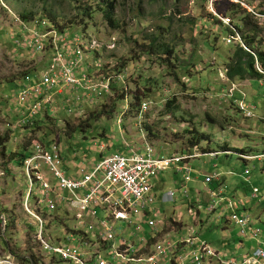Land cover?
<instances>
[{"label": "rangeland", "instance_id": "374dc122", "mask_svg": "<svg viewBox=\"0 0 264 264\" xmlns=\"http://www.w3.org/2000/svg\"><path fill=\"white\" fill-rule=\"evenodd\" d=\"M49 13L60 26L76 34L86 32L98 41L97 51L84 57L86 71L122 74L126 85L117 82L110 94L81 103H69L65 91L44 106L39 116L31 117L29 106L17 103V96L27 83L25 73L40 76L45 71L42 62L48 57L14 46L11 33L20 24L13 17L32 14L38 21H52ZM261 13L264 0H115L112 27L105 18L103 0H0V211L18 219L16 229L11 230L17 251L31 255L33 246V252L40 260L44 257L46 264L38 240L39 225L27 212L28 207L43 204L34 197L29 201L30 180L22 161L24 156L30 157L35 142L49 145L58 141L64 158L62 169L67 176L77 177L81 168H89L105 156L115 152L128 155L131 147L142 148L146 143L158 157L187 153L189 141L202 135L207 138L202 137L200 146L190 153L210 148L221 154L190 161L193 181L187 185L186 198L182 194L183 172L168 169L152 180L159 237L177 241L193 232L214 249L243 252L235 246L240 241L257 249V241L242 237L239 226L219 220L218 213H208L210 195L203 181L206 174L221 172L218 184L226 195L241 201L242 191L255 206L247 207V212L264 221V200L249 191L258 187L264 194V162L260 167L257 160L240 159V153H227L223 147L250 149L246 153L250 155L264 152V85L259 78L230 80L227 76L228 64L243 35L254 32V47L264 50ZM236 25L243 33L234 28ZM112 43L114 47L109 48ZM242 98L250 105L252 118L239 112L236 101ZM143 101L152 103L150 109L142 111ZM169 102L172 105L167 109ZM246 167L251 170L248 181L242 176ZM170 190L175 191V201L167 198ZM57 209L49 215L40 207L49 221L46 239L55 246L61 239L64 246L73 235L68 229L78 221L72 211L61 206ZM102 217L103 211L98 209L97 217L87 219L99 227ZM256 227L264 231V223ZM116 232L123 236L116 237V247L120 239L138 247L144 238L136 225L118 223Z\"/></svg>", "mask_w": 264, "mask_h": 264}, {"label": "built area", "instance_id": "2783aa9c", "mask_svg": "<svg viewBox=\"0 0 264 264\" xmlns=\"http://www.w3.org/2000/svg\"><path fill=\"white\" fill-rule=\"evenodd\" d=\"M13 18L20 24V28L11 33L14 46L29 50L34 55L44 54L48 57L42 62L45 71L38 77L33 78L31 74L25 76L27 83L17 96V103L29 106L31 117L39 116L44 106L53 103L55 97L64 95L65 91L69 103H81L110 94L117 82L125 84L122 74H90L84 69L85 55L99 48L98 41L90 38L86 32L76 34L70 29H60L47 18L40 21L23 20L16 15ZM112 45L109 48H113L115 43ZM255 69L262 75L259 79L261 85H264V63L257 56ZM231 97H234L233 93ZM33 101H36L34 105ZM141 104L142 111L150 109L152 105L150 101ZM236 104L246 118L254 116L245 98L236 101ZM125 112L120 114L119 122ZM130 149L128 155L115 152L96 161L89 168H81L76 177L67 176L62 169L64 158L58 141L49 145L42 142L33 144L32 155L25 161L26 177L30 180L29 201L33 197L39 200L43 204L40 207H44L49 215L57 207H65L75 214L78 221L77 226L68 229L73 233L72 239H67L68 244L62 246L61 239H57L58 246L51 245L46 239L49 236L46 233L49 221L44 218L40 207H28L29 216L34 217L39 225L38 240L41 252L46 255V264L60 261H73L76 264H211L214 259L218 264H264V231L256 227L264 221L262 217L256 218L249 214L245 206H241L244 205L243 200L237 201L226 195L224 187L218 184L223 176L221 172L214 171L204 177V190L210 195L207 211L209 214L218 213L219 220H225V223L239 226L241 236L256 240L258 248L253 247L246 253L218 250L194 236L193 232L177 241L162 240L159 237V222L156 219L159 209L154 207L153 178L168 169L183 172L182 194L186 198L189 192L187 185L193 181L190 161L201 156L215 158L221 152L194 150L192 153L158 157L148 143L142 148ZM241 158L246 161L257 160L261 167L264 152L243 154ZM229 174L235 175L233 172ZM250 174V168L246 167L242 175L245 181L249 180ZM251 193L259 197L260 201L264 200V194H260L258 187H253ZM167 198L175 201V191L167 192ZM98 209L103 211V217L99 227H95L87 217H97ZM10 221L11 216L0 211V264H45L44 257L42 260L38 256L34 259L30 254L17 251L12 243L14 231L9 229ZM118 223H124L125 227L136 225L143 233L144 238L138 247L124 239L119 240L118 247L115 246L116 237H123L116 232ZM122 234H125V230ZM240 244L236 247L245 249Z\"/></svg>", "mask_w": 264, "mask_h": 264}, {"label": "trees", "instance_id": "16d2710c", "mask_svg": "<svg viewBox=\"0 0 264 264\" xmlns=\"http://www.w3.org/2000/svg\"><path fill=\"white\" fill-rule=\"evenodd\" d=\"M103 2L105 3V18H106L108 24L113 27V26H115V21H114L115 0H103ZM49 14H50L52 21L55 22L60 29H70V28L60 26L56 22L55 16L52 13H49ZM261 14H264V13H261ZM21 18L23 20H28V21L36 20L33 18L32 14H23L21 16ZM234 28L239 30L241 33H243L242 27L236 25V26H234ZM231 32L233 33V31H231ZM253 34H255V33L252 32V33H248L247 35H243L242 43H239L236 46V49H235L233 56H232V59L229 62L228 67H227V76L230 80H235L236 78H238V79L251 78L253 80H256L258 78H262V75L260 73H258L255 69V61H256V56H257V58L262 63H264V50L260 51L259 49H256L254 47V43L256 42V37ZM241 44H244V46H242ZM20 50H22V49H20ZM22 51L29 53V50H22ZM255 54H256V56H255ZM31 72L32 71H28L27 73H25V76L31 74ZM138 99H139V97L136 96V100H138ZM171 105H172V103L169 102L167 104V106H168L167 109H169L171 107ZM105 107H106V105H104V108ZM103 112H105V111H103ZM86 124H88V123H86ZM88 127H90V125H88L86 128H88ZM147 130L151 135H153V131L150 127H147ZM202 137H204L205 139L207 138L204 135H202ZM202 137L201 138L194 137L193 139H191L189 141L190 145L188 147V150H186V152L190 153L191 150H193L196 146H200L199 144L202 140ZM0 141H2L1 138H0ZM223 147H224V151L227 153L229 151H235V152L243 155V154H246L247 152L251 151L250 149H247V150L246 149H234V150L231 149L230 150V149H228L229 147H227V145H224ZM202 150L204 153H207V152H210L211 149L210 148L209 149L208 148L207 149L202 148ZM182 153H185V151H182ZM31 155H32V153L30 154V157H31ZM28 158L29 157L24 156V159L22 160L24 164ZM239 158L241 159V156ZM252 189H253V187H252ZM252 189H249V191L251 192ZM17 220L18 219H16L15 216L11 217L9 229H11V230L16 229L15 227L17 224ZM240 242H243L245 245L244 241H240ZM240 242H236L235 246L238 245ZM229 244H232V243H229ZM226 245H228V244H226ZM248 247H249V245H248ZM248 247L246 246L245 249H247ZM30 251H31L32 258L35 259L36 254L33 252V246L30 247ZM22 259L26 260V258H24V257H22Z\"/></svg>", "mask_w": 264, "mask_h": 264}, {"label": "crops", "instance_id": "0c3cea01", "mask_svg": "<svg viewBox=\"0 0 264 264\" xmlns=\"http://www.w3.org/2000/svg\"><path fill=\"white\" fill-rule=\"evenodd\" d=\"M197 191L200 192V190H197ZM239 193L241 195H244V199L242 198V200L244 201V205H245V209L246 210H247V207H255L254 206V203L250 202V200L246 198V195L244 193H242V191H240ZM240 243H241L240 246H242V247L245 246V245H242L243 242H240ZM250 248L252 249L253 246H250L247 249H242L243 250V253L248 252L250 250ZM240 253H242V252H240ZM186 264H189V263H186ZM211 264H215V261L213 260Z\"/></svg>", "mask_w": 264, "mask_h": 264}]
</instances>
